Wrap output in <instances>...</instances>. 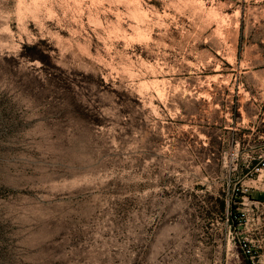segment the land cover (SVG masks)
Instances as JSON below:
<instances>
[{"label": "rangeland", "instance_id": "obj_1", "mask_svg": "<svg viewBox=\"0 0 264 264\" xmlns=\"http://www.w3.org/2000/svg\"><path fill=\"white\" fill-rule=\"evenodd\" d=\"M248 262L264 0H0V264Z\"/></svg>", "mask_w": 264, "mask_h": 264}, {"label": "built area", "instance_id": "obj_2", "mask_svg": "<svg viewBox=\"0 0 264 264\" xmlns=\"http://www.w3.org/2000/svg\"><path fill=\"white\" fill-rule=\"evenodd\" d=\"M242 253L246 257H250V254H251L250 249L246 248V245H244V248L242 247Z\"/></svg>", "mask_w": 264, "mask_h": 264}, {"label": "trees", "instance_id": "obj_3", "mask_svg": "<svg viewBox=\"0 0 264 264\" xmlns=\"http://www.w3.org/2000/svg\"><path fill=\"white\" fill-rule=\"evenodd\" d=\"M231 220H232V218H231ZM232 224L235 225V223H233V221H232ZM245 257H246V256H245ZM246 258H247V257H246ZM248 264H250V262H248Z\"/></svg>", "mask_w": 264, "mask_h": 264}]
</instances>
